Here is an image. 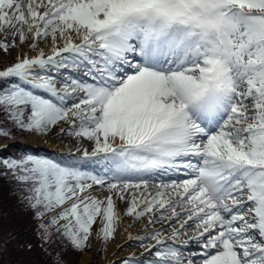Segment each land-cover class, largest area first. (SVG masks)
<instances>
[{"label":"snow or ice","instance_id":"1","mask_svg":"<svg viewBox=\"0 0 264 264\" xmlns=\"http://www.w3.org/2000/svg\"><path fill=\"white\" fill-rule=\"evenodd\" d=\"M13 49L0 138L81 154L0 158L50 264L124 216L152 258L121 264H264V0H0Z\"/></svg>","mask_w":264,"mask_h":264},{"label":"rangeland","instance_id":"2","mask_svg":"<svg viewBox=\"0 0 264 264\" xmlns=\"http://www.w3.org/2000/svg\"><path fill=\"white\" fill-rule=\"evenodd\" d=\"M41 47H43V45H41ZM16 55H17V52L14 49L11 51V55L9 56H4V54L0 52V69H2L5 66L11 65L15 61ZM18 137H23L24 139H27V140L29 139L28 143H24L23 145H20V144L16 145V144H11V143L9 144V141L14 140L15 138L18 139ZM47 143H56L57 145H63V147H67L68 145L70 146L74 145L73 140H71V138L66 137V136L62 138H57V139H53L50 136L47 139H43L35 135H30L28 133H22V132L13 130L12 139L0 138V146H1L0 147V158H7L10 156L19 155L21 153L29 152L30 150H33L32 153H36L42 156H47L48 154L46 153L49 151V149L46 147ZM64 150H66V148H64ZM55 154H56V157L59 159L61 158L69 159L72 156L79 157L78 155H73L70 153L63 152V151H58ZM118 207L123 212L126 206L122 203H119ZM127 219L130 222L129 223V225H131L130 228H135V226H137V223L135 224L132 223L131 218L127 217ZM156 226H160V225L157 224ZM117 234H116L115 239L109 241L106 247L103 243H101L100 240L94 238L90 241L91 243L90 248L85 249L83 253L73 252L69 250L65 254V259L67 260L68 264H80V261L84 256V253H89V255L90 254L91 255L88 257L86 264H102L106 258V253L109 252L111 244H113L114 241H117V239H119L117 237ZM14 241L16 242V240ZM133 247H138L139 249L143 248L139 245L138 241L128 240L127 243L122 242L121 244L116 245L114 247L115 249L113 248V250L111 251V256H113L114 254L118 252L131 249ZM10 252H12L11 255H13L15 252H18V253L13 260L8 261V262L5 259L8 256V254H6V251L2 252V254L0 253V256H2L0 257V264H26L27 260L30 259V255H28L27 250L25 251V248H21V249L17 248L16 250L10 251ZM118 258H116L115 260L107 264H121L122 261L129 259L130 257L122 256ZM149 258H152V257H149ZM136 259L143 260L144 257H139Z\"/></svg>","mask_w":264,"mask_h":264},{"label":"trees","instance_id":"3","mask_svg":"<svg viewBox=\"0 0 264 264\" xmlns=\"http://www.w3.org/2000/svg\"><path fill=\"white\" fill-rule=\"evenodd\" d=\"M29 152L32 153L33 150ZM35 227L36 221L32 214L26 211L12 194L8 181L0 177V249H2L0 253L6 251L7 262L13 260L18 253L11 255L10 251L25 248L30 255L26 264H50L49 257L38 247L40 241L34 231Z\"/></svg>","mask_w":264,"mask_h":264},{"label":"bare ground","instance_id":"4","mask_svg":"<svg viewBox=\"0 0 264 264\" xmlns=\"http://www.w3.org/2000/svg\"><path fill=\"white\" fill-rule=\"evenodd\" d=\"M28 140L24 139L23 137H18V139L15 138L14 140L9 141V144L11 143V144H16V145H18V144L23 145L24 143H28ZM73 142H74V145H71V146L68 145L67 147H63V145H57L56 143H47L46 147L49 149H55L57 151H65V152L73 153V154L80 156L81 154L76 151L75 141H73ZM64 148H66V150H64ZM121 212H122V210H121ZM129 223L130 222L128 221L127 217L124 216L123 222L121 223L120 229H119L118 234H117V237L119 239H117V241H114L113 244H111L109 252L106 253V258L102 264H104V263L107 264V263L115 260L116 258L122 257V256L139 258V257H145L147 255V256L151 257L148 253H146L144 248L139 249L138 247H133L131 249L118 252V253L114 254L113 256H111V251L113 250V248L116 245L121 244L122 242L127 243L128 240L131 241L132 239H130V237H136L137 235H145L143 222L137 223V226H135V228H130ZM156 227L159 228L160 226H156ZM90 255H89V253H84L83 258L80 261V264H86L88 257Z\"/></svg>","mask_w":264,"mask_h":264}]
</instances>
